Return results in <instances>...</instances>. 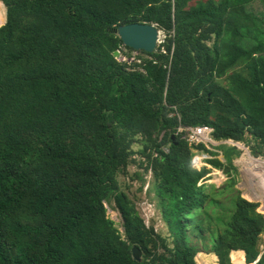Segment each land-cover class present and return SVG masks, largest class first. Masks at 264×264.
Returning <instances> with one entry per match:
<instances>
[{"label": "trees", "instance_id": "trees-1", "mask_svg": "<svg viewBox=\"0 0 264 264\" xmlns=\"http://www.w3.org/2000/svg\"><path fill=\"white\" fill-rule=\"evenodd\" d=\"M0 1V264H195L200 250L218 264L234 250L244 252L234 264H264V215L230 172L239 150L220 144L221 161L184 137L208 125L215 141L249 134L262 154L255 0ZM131 22L164 38L127 62L116 55L133 49L115 29ZM195 150L209 155L199 168ZM131 165L142 182L150 173L166 235L120 188ZM215 168L228 175L220 187L206 181Z\"/></svg>", "mask_w": 264, "mask_h": 264}, {"label": "rangeland", "instance_id": "rangeland-1", "mask_svg": "<svg viewBox=\"0 0 264 264\" xmlns=\"http://www.w3.org/2000/svg\"><path fill=\"white\" fill-rule=\"evenodd\" d=\"M256 9L264 10V0H255ZM0 25L5 21V7L0 1ZM164 38V33L161 30L158 42ZM123 52H128L127 55ZM119 51L116 58L119 60H126L127 62L132 61L138 55V50L127 51L123 49ZM249 141H234L231 139L220 140L214 142L210 135L203 139V143L206 144L208 148H213L218 151V158L224 161L223 156L220 153L219 145L224 146H234L239 150L237 155H233L232 164L234 169L230 168L231 175L235 179V187L239 190L240 195L246 199L255 200L259 203L257 210L264 215V150L262 154H253L252 146L255 144V140L246 134ZM211 137V138H210ZM189 142V141H188ZM190 143V142H189ZM138 146L134 145L133 148L136 149ZM218 147V148H217ZM196 151V150H195ZM202 151H196V158H194L193 165L202 164L200 156ZM138 158V156L136 157ZM199 167V166H198ZM134 171H139L140 174L143 172L142 168L137 167V165H131L128 167V172L130 175L119 177L118 183L121 189L126 191L130 199L133 201L135 209L140 217L143 219L146 225H152L156 230L160 231L162 234L166 235V228L164 221L161 218L159 210L155 204L154 193L151 191V177L150 173L143 174V182L136 178L132 173ZM209 178L207 182L214 183L216 187H220L226 182L227 176L221 169H212L209 173ZM141 186V190L139 187ZM150 190V191H149ZM107 215L114 221L115 225L121 230L120 215L111 205L106 204ZM259 247L264 251V232L259 238ZM242 257L244 261V252L239 250H234L229 253L231 264L236 263L238 257ZM195 264H218L217 257L212 252H205L203 250L198 251L194 256ZM246 263V262H245ZM244 264V262H243ZM247 264V263H246ZM249 264V263H248ZM255 264V263H254Z\"/></svg>", "mask_w": 264, "mask_h": 264}, {"label": "water", "instance_id": "water-1", "mask_svg": "<svg viewBox=\"0 0 264 264\" xmlns=\"http://www.w3.org/2000/svg\"><path fill=\"white\" fill-rule=\"evenodd\" d=\"M123 44L131 47L133 50H144L151 52L158 43V37L161 30L155 23L131 22L120 24L115 29ZM132 256L140 260L141 252L136 247H132ZM252 262V264H254Z\"/></svg>", "mask_w": 264, "mask_h": 264}, {"label": "built area", "instance_id": "built-area-1", "mask_svg": "<svg viewBox=\"0 0 264 264\" xmlns=\"http://www.w3.org/2000/svg\"><path fill=\"white\" fill-rule=\"evenodd\" d=\"M179 129L182 130V128ZM184 130H185L184 137L190 143H197V142H202L203 139L207 138L208 135L211 136L212 128L208 125H197L192 127H185ZM213 141L216 142L215 140ZM195 156L193 157L192 160L193 162H194V158H196Z\"/></svg>", "mask_w": 264, "mask_h": 264}, {"label": "crops", "instance_id": "crops-1", "mask_svg": "<svg viewBox=\"0 0 264 264\" xmlns=\"http://www.w3.org/2000/svg\"><path fill=\"white\" fill-rule=\"evenodd\" d=\"M217 142H218V141H217ZM211 150L216 151V150L213 149V148H212ZM217 152H218V151H217ZM219 154H221V153H219ZM221 155H222V154H221ZM208 156H209V155H208L207 153H205V152H204V153H200V156H197V157H202V159L200 160V162H202V164L197 165V167H198V166L200 167V166H202L203 164H206L204 159L207 158ZM199 167H198V168H199ZM250 200H251V199H250ZM253 201H255V200H253Z\"/></svg>", "mask_w": 264, "mask_h": 264}, {"label": "bare ground", "instance_id": "bare-ground-1", "mask_svg": "<svg viewBox=\"0 0 264 264\" xmlns=\"http://www.w3.org/2000/svg\"><path fill=\"white\" fill-rule=\"evenodd\" d=\"M2 16H0V19H1ZM249 264H252V263H249Z\"/></svg>", "mask_w": 264, "mask_h": 264}]
</instances>
